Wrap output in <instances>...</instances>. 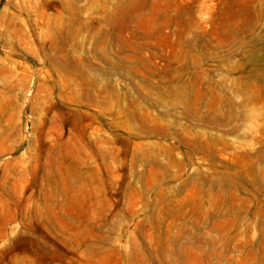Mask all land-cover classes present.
<instances>
[{"label": "rangeland", "instance_id": "rangeland-1", "mask_svg": "<svg viewBox=\"0 0 264 264\" xmlns=\"http://www.w3.org/2000/svg\"><path fill=\"white\" fill-rule=\"evenodd\" d=\"M0 264H264V0H0Z\"/></svg>", "mask_w": 264, "mask_h": 264}]
</instances>
